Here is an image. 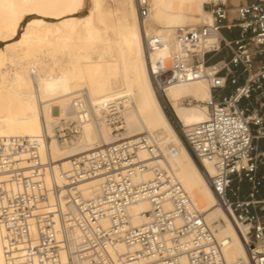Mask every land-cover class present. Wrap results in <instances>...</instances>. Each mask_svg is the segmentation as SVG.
<instances>
[{
    "label": "built area",
    "instance_id": "2783aa9c",
    "mask_svg": "<svg viewBox=\"0 0 264 264\" xmlns=\"http://www.w3.org/2000/svg\"><path fill=\"white\" fill-rule=\"evenodd\" d=\"M136 3L146 19L150 1ZM210 12L213 24L176 31L180 59L162 65L161 71L152 69V78L161 95L160 80L210 84L208 120L184 126L176 119L175 127L239 231L252 263L264 264V197H259L264 194V0L241 4L234 14L221 2ZM160 44L151 39L147 52ZM77 126L60 120L54 135L61 144L70 143ZM144 143L141 137L121 138L73 157L58 183L60 167L50 149L42 155L35 138L1 137L5 264H228L224 241L172 173L157 169L150 180L137 178L149 168L139 158ZM92 180H100V188L86 198L80 187ZM51 197L57 201L55 212L42 213L40 207ZM143 201L151 207L143 213L149 220L134 226L130 210Z\"/></svg>",
    "mask_w": 264,
    "mask_h": 264
},
{
    "label": "bare ground",
    "instance_id": "6f19581e",
    "mask_svg": "<svg viewBox=\"0 0 264 264\" xmlns=\"http://www.w3.org/2000/svg\"><path fill=\"white\" fill-rule=\"evenodd\" d=\"M101 1L93 0L91 13L78 18L84 0H0V44H5L0 48V138L31 137L39 142L42 155L50 149L60 167L58 183L60 171H69L71 158L121 138H144L139 158L149 168L137 178L150 180L157 169L172 173L224 241L227 263L253 264L235 224L167 116L152 80V69L161 71L162 65L171 66L180 59L176 31L191 28L192 22L198 24L201 19L200 26L213 24L205 3L220 0H151L144 20L136 0H116L115 9L106 13L99 10ZM29 16L34 17L19 36ZM153 38L161 44L148 53L147 42ZM159 84L182 125L208 120L207 106L182 104L188 97L208 102L212 95L207 81L165 84L160 80ZM63 119L78 122V134L67 144H61L53 130ZM46 181L50 184L52 176ZM100 184V180L87 181L80 189L91 198ZM60 201L67 203L63 197ZM56 202L51 197L40 210L54 213ZM150 208L144 201L132 207L131 224L147 223L149 217L143 213ZM3 236L0 226V264H5Z\"/></svg>",
    "mask_w": 264,
    "mask_h": 264
},
{
    "label": "rangeland",
    "instance_id": "374dc122",
    "mask_svg": "<svg viewBox=\"0 0 264 264\" xmlns=\"http://www.w3.org/2000/svg\"><path fill=\"white\" fill-rule=\"evenodd\" d=\"M226 1V2H225ZM225 1H222L220 0L218 3H221V2H225L226 3V6L230 9V10H233V14H234V10L237 6L241 5V4H244L246 3L247 1L246 0H237V2H235L234 0H225ZM249 2V1H248ZM151 0H150V5H151ZM218 3H215L214 1L210 2V3H205V4H208V5H205V8L206 9L205 11L207 12H210V9H212V7H214V5L218 4ZM116 7V0H102L101 1V4H100V12L101 13H106L112 9H115ZM93 9V0H84V3L82 4V6L80 7V9L78 10L77 14H76V17L78 18H84L86 16H88L91 11ZM34 16H29V17H26L24 20H23V23H22V26L21 28L19 29V36L23 33L24 29L26 28L27 24L29 23V21L33 18ZM200 19V18H199ZM190 22V21H189ZM188 22V23H189ZM204 20H200V22L198 24H195L194 22H192L194 25L193 27H199L201 24H203ZM191 22L189 24H192ZM142 28H143V25H142V22L140 23ZM163 28V27H161ZM155 30V28H153ZM152 29V30H153ZM153 30V31H154ZM143 32H144V29H143ZM225 36L227 38H231V36L228 34V33H224ZM5 47V44L4 43H1L0 44V48H3ZM148 56V55H147ZM153 80V79H152ZM154 85V84H153ZM156 90V89H155ZM157 91V90H156ZM159 95V94H158ZM165 96V94H164ZM163 95H160L159 98L161 100V103L163 105V108L167 114V116L169 117V119L172 121V123L175 125V122H176V114L173 110V107L171 106V104L168 102V99L167 97L165 96L164 97ZM182 104L186 107H195V106H206L205 103H202V102H196V100H194L193 98L191 97H188V98H184L183 101H182ZM176 118H175V116ZM178 119V118H177ZM179 120V119H178ZM123 132V131H122Z\"/></svg>",
    "mask_w": 264,
    "mask_h": 264
},
{
    "label": "crops",
    "instance_id": "0c3cea01",
    "mask_svg": "<svg viewBox=\"0 0 264 264\" xmlns=\"http://www.w3.org/2000/svg\"><path fill=\"white\" fill-rule=\"evenodd\" d=\"M247 2L248 1H252V0H246ZM260 198H263L264 197V194H260V196H259Z\"/></svg>",
    "mask_w": 264,
    "mask_h": 264
}]
</instances>
